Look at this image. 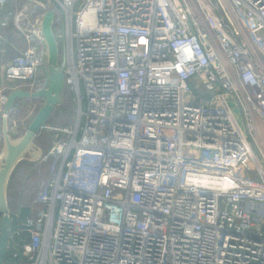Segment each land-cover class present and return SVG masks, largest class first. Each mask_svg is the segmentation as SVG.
Returning <instances> with one entry per match:
<instances>
[{
  "label": "built area",
  "instance_id": "built-area-1",
  "mask_svg": "<svg viewBox=\"0 0 264 264\" xmlns=\"http://www.w3.org/2000/svg\"><path fill=\"white\" fill-rule=\"evenodd\" d=\"M60 4L0 0V156L45 100L6 111L46 85L47 10L65 73L9 178L5 264H264V0Z\"/></svg>",
  "mask_w": 264,
  "mask_h": 264
},
{
  "label": "water",
  "instance_id": "water-1",
  "mask_svg": "<svg viewBox=\"0 0 264 264\" xmlns=\"http://www.w3.org/2000/svg\"><path fill=\"white\" fill-rule=\"evenodd\" d=\"M55 9H61L60 0H54ZM54 9V10H55ZM55 13L53 10H47L41 20L40 29L44 37L45 44V61L46 65V85L37 92H29L24 89L13 90L6 103V111L14 104L15 100L20 97L41 95L44 97V103L39 107L36 114L30 121L23 136L18 140H13L4 121L5 143L4 150L0 156V263H2L8 253L10 240V226L12 218L7 198V189L10 175L20 159L29 152L33 147L36 133L42 124L51 115L55 106L62 101V91L64 88V62L59 63V47L57 38L53 29ZM37 154L36 152L32 153Z\"/></svg>",
  "mask_w": 264,
  "mask_h": 264
},
{
  "label": "rangeland",
  "instance_id": "rangeland-1",
  "mask_svg": "<svg viewBox=\"0 0 264 264\" xmlns=\"http://www.w3.org/2000/svg\"><path fill=\"white\" fill-rule=\"evenodd\" d=\"M68 118L69 119L71 118V114H67L66 119H68ZM61 119H62V116L60 115L57 118L56 121L59 122V121H61ZM258 123H259V135L258 136L256 135L255 138H256L257 143L261 147V149L264 151V120L258 118ZM7 261H8V259L6 257V259L2 263H0V264H5Z\"/></svg>",
  "mask_w": 264,
  "mask_h": 264
}]
</instances>
